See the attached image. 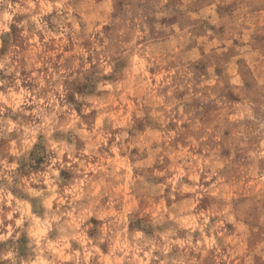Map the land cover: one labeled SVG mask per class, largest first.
<instances>
[{
	"label": "rangeland",
	"instance_id": "1",
	"mask_svg": "<svg viewBox=\"0 0 264 264\" xmlns=\"http://www.w3.org/2000/svg\"><path fill=\"white\" fill-rule=\"evenodd\" d=\"M0 65V264H264V0H8Z\"/></svg>",
	"mask_w": 264,
	"mask_h": 264
},
{
	"label": "clouds",
	"instance_id": "2",
	"mask_svg": "<svg viewBox=\"0 0 264 264\" xmlns=\"http://www.w3.org/2000/svg\"><path fill=\"white\" fill-rule=\"evenodd\" d=\"M7 2H8V0H0V5L5 4V3H7ZM9 7H11L10 4H9ZM4 19H5V20H10L11 17L8 16L7 14H5V15H4ZM0 67H2V65H0ZM105 71H106V72H111L112 69H111V67H107V68L105 69ZM77 99L79 100L80 97L77 96ZM9 130H11V129H9ZM37 130H39V126H38V129H37ZM65 130H66V129H65ZM32 142H34V139H33ZM29 146H30V145H29ZM52 163L55 164L56 161L53 160ZM9 182H11V181H9ZM44 182H45V183H49V184L51 183V182L48 181V180H45ZM26 191H28V192L30 193V195H32V196H37V197H39V196L42 195L41 192H39V191H33L32 189H27ZM8 219H12L11 214L8 215ZM22 225H23V221H22V220H17V221H16V226H17V227H22ZM12 230H13V229H11V228L9 229V234H11V231H12ZM18 235H19V234H18ZM7 238H8L7 236H0V241L7 240ZM11 257H12V253H8V255H6V256H0V260H9V259H11ZM13 264H15V261H13Z\"/></svg>",
	"mask_w": 264,
	"mask_h": 264
}]
</instances>
